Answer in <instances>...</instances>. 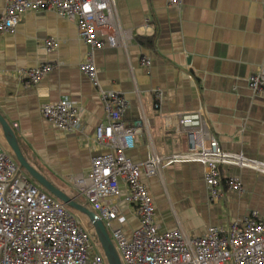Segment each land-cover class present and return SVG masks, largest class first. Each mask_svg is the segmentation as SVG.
<instances>
[{
	"label": "crops",
	"instance_id": "0c3cea01",
	"mask_svg": "<svg viewBox=\"0 0 264 264\" xmlns=\"http://www.w3.org/2000/svg\"><path fill=\"white\" fill-rule=\"evenodd\" d=\"M115 6L120 25L132 37L125 47L93 51L99 88L78 69L88 47L74 21L51 10L27 11L13 33L0 34V115L29 164L67 196L85 201L73 177L86 176L92 157L107 152L94 139L97 125L107 121L100 90L124 95L125 124L142 121L135 146L126 151L133 163L152 154L164 163L186 153L188 142L176 130V114L187 111L202 113L224 151L264 162V99L247 85L251 75L264 73L263 0H182L180 7L168 0H115ZM3 8L0 0V12ZM46 38L57 46L46 50ZM142 56L149 66L140 64ZM48 62L56 67L36 85L18 77V69ZM154 89L162 92L157 108ZM62 98L79 107L77 131H60L41 114L43 104ZM0 142L7 146L1 129ZM229 176L240 179V193L227 188ZM219 177L224 196L210 201L200 163L173 162L152 174L143 169L140 178L152 198L158 230L179 228L198 237L209 226L228 229L253 213L264 220V175L221 165ZM119 185L121 195L111 201L125 216L122 229L130 236L139 221L133 206L122 201L126 185Z\"/></svg>",
	"mask_w": 264,
	"mask_h": 264
},
{
	"label": "built area",
	"instance_id": "2783aa9c",
	"mask_svg": "<svg viewBox=\"0 0 264 264\" xmlns=\"http://www.w3.org/2000/svg\"><path fill=\"white\" fill-rule=\"evenodd\" d=\"M182 0H168L180 7ZM264 8V0H263ZM51 10L76 23L79 37L88 51L78 69L99 88L93 51L105 45L125 47L132 31L120 25L115 0H4L0 12V34L15 31L27 11ZM46 50L57 46L53 38L43 42ZM142 66L150 60L142 56ZM56 67L42 63L17 70L25 85H36ZM249 89L264 99V73L247 80ZM99 96L107 119L97 125L96 143L107 152L92 157L86 176L76 175L73 183L110 232L121 264H264V220L256 213L234 220L228 229L209 226L198 237L186 235L179 228L160 232L154 221V205L141 172H155L156 167L173 162H197L204 167V181L210 201L221 200L224 187L219 177L221 165L252 169L264 175V162L242 153L224 151L210 133L200 111L178 112L176 130L185 135L188 151L163 159L150 155L141 164L133 163L126 151L135 146L142 121L132 125L123 121L128 102L115 90H100ZM154 107L162 98L153 90ZM43 117L60 131L71 133L81 126L79 107L62 98L41 106ZM16 125V124H14ZM120 181L127 192L122 201L131 205L139 226L127 236L122 224L125 216L111 199L121 195ZM227 188L240 193L238 177L227 178ZM0 264H107L91 232L82 227L62 201L37 187L18 162L0 144Z\"/></svg>",
	"mask_w": 264,
	"mask_h": 264
},
{
	"label": "water",
	"instance_id": "95a60500",
	"mask_svg": "<svg viewBox=\"0 0 264 264\" xmlns=\"http://www.w3.org/2000/svg\"><path fill=\"white\" fill-rule=\"evenodd\" d=\"M0 129L5 144L11 150L20 168L27 172V174H29V176L34 179L42 188L47 190L48 193L62 201L66 206L78 211L79 213H82L89 221L90 227L95 234L107 264H121L119 254L99 216L94 211L87 208L84 204L76 201L75 198L67 196L51 182L45 179L35 168L29 164L20 149L14 131L1 115Z\"/></svg>",
	"mask_w": 264,
	"mask_h": 264
},
{
	"label": "rangeland",
	"instance_id": "374dc122",
	"mask_svg": "<svg viewBox=\"0 0 264 264\" xmlns=\"http://www.w3.org/2000/svg\"><path fill=\"white\" fill-rule=\"evenodd\" d=\"M0 144L3 146V148L12 156V157H14L13 156V154H12V152H11V150L7 147H4V144H2L1 142H0ZM15 158V157H14ZM27 173V172H26ZM29 175V174H28ZM30 177V176H29ZM30 179L32 180V182L37 186V187H39V188H41L42 190H44L45 192H48L47 190H45L44 188H42L34 179H32L31 177H30ZM78 202H81V203H83L87 208H89L90 210H92L93 211V209H92V206L88 203V202H86V201H81V200H78ZM68 209H69V211L75 216V217H77L79 220H80V222H81V225H82V227H84V228H87L90 232H91V235H92V237L95 239V235H94V233H93V230H92V228L90 227V224H89V221H88V219L82 214V213H79L78 211H76V210H74V209H72V208H70V207H68ZM107 232H108V234H109V236H110V232H109V230L107 229ZM95 241H96V239H95ZM98 243V242H97Z\"/></svg>",
	"mask_w": 264,
	"mask_h": 264
},
{
	"label": "trees",
	"instance_id": "16d2710c",
	"mask_svg": "<svg viewBox=\"0 0 264 264\" xmlns=\"http://www.w3.org/2000/svg\"><path fill=\"white\" fill-rule=\"evenodd\" d=\"M95 235V234H94ZM96 241H97V239H96Z\"/></svg>",
	"mask_w": 264,
	"mask_h": 264
}]
</instances>
